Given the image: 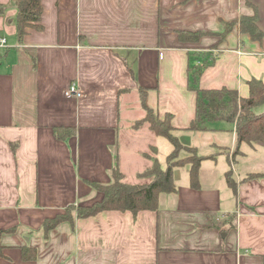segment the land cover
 <instances>
[{"label": "crops", "instance_id": "obj_1", "mask_svg": "<svg viewBox=\"0 0 264 264\" xmlns=\"http://www.w3.org/2000/svg\"><path fill=\"white\" fill-rule=\"evenodd\" d=\"M15 1L0 0L1 34L15 24ZM248 1L264 33V0ZM41 3L42 30L28 28L21 42L0 35V230L15 227L0 235V264H264V142L238 144L235 122L222 119L185 130L196 115L190 64L202 66L199 89L247 98L249 80L264 82V37L251 39L238 23L253 8L246 0ZM182 30L203 35L180 41ZM71 84L79 97L66 95ZM138 86L152 89L148 104L160 117L172 115L180 142L193 136L181 144L203 157L198 187L185 164L174 169L176 193L161 194L156 211L105 210L45 238L46 218L102 198L85 180L109 183L115 159L125 181L148 166L140 152L155 134L146 122L132 126ZM121 121L131 147L119 146ZM56 126L74 134L57 139ZM198 136L215 152L202 153ZM23 250L35 258L24 260Z\"/></svg>", "mask_w": 264, "mask_h": 264}, {"label": "trees", "instance_id": "obj_2", "mask_svg": "<svg viewBox=\"0 0 264 264\" xmlns=\"http://www.w3.org/2000/svg\"><path fill=\"white\" fill-rule=\"evenodd\" d=\"M246 3L253 8V14L241 16L239 29L247 33L253 40H261L264 33L257 25L258 13L257 8L248 0ZM3 6L0 5V14L3 13ZM42 13L41 0H16L15 1V28L16 37L19 42L27 33L28 28L42 30L40 24V16ZM236 22L226 25V29L221 37H224ZM178 39L180 41L196 42L203 35L200 31H178ZM202 72V66L191 65L188 78V86L197 92L196 98V115L190 126L185 130L199 129V124L206 121L222 119L229 122H235V132L238 144L246 142H264V111L256 113V107L264 105V82L262 80L252 78L248 81L249 95L247 98H238L235 90H204L198 88V78ZM138 94L141 98L142 107L145 115L136 120L134 127H138L142 122L148 123L149 129L157 136L165 138L171 145L172 150L165 158V166L162 167L157 159V147L150 146L154 152V156L143 152L145 158L151 159L150 167H147L139 177L145 178L138 183H130L124 180V176L120 171L117 159L111 169V181L109 183H99L95 181L85 180V182L95 191L102 194L99 201L88 205L69 204L64 210L51 218H46L42 225L41 231L45 238L54 227L62 222H69L74 227L76 219L85 218L95 215L105 210L130 211L136 214L141 210L156 211L159 206V198L161 194L176 193V183L174 179V169L185 164H189L190 185L193 188L198 187V171L203 157L199 156L194 148L181 144L176 132L177 128L171 124V114L166 113L163 117L146 102V96L151 88L138 86ZM228 95V98H225ZM221 104L213 109H209V102ZM238 103V104H237ZM226 104L232 105V110L228 113L221 112ZM239 107V108H238ZM209 109V110H208ZM225 109V108H224ZM239 109V111H238ZM73 127L56 126L53 128L54 135L57 139L64 140L74 134ZM191 153L189 156H181V152ZM228 184L235 187V183L231 178L230 172L225 173ZM15 227L0 230L3 232L14 231ZM2 247L0 246V258L3 257ZM35 250H23L22 258L30 260L35 258Z\"/></svg>", "mask_w": 264, "mask_h": 264}, {"label": "rangeland", "instance_id": "obj_3", "mask_svg": "<svg viewBox=\"0 0 264 264\" xmlns=\"http://www.w3.org/2000/svg\"><path fill=\"white\" fill-rule=\"evenodd\" d=\"M0 35H4V37H5V39H8V41H11L13 38H15V36H16V34H15V24H14V22L9 26V27H6V29H4V31H3V34H1V32H0ZM137 94V98L135 97V96H132V101L135 103V108H136V110L138 111V113H137V115H138V118L139 119H141L142 117H144V115H145V110L143 109V107H142V102H141V98H140V96H139V94L138 93H136ZM148 95H149V92H148V94H147V96H146V102H148L149 100H148ZM225 98L227 99L228 98V95H225ZM211 101H213V99L211 100ZM210 101V102H211ZM149 103V102H148ZM238 104V103H237ZM219 105V107H220V103H219V101H217V103L216 102H214L213 101V104L211 103V105H208L209 106V109H213V108H215V107H217ZM225 108V109H224ZM224 108H223V110H222V108H220L221 109V112H226V113H228V112H230L231 110H232V105H230V104H226L225 106H224ZM239 108V107H238ZM208 109V110H209ZM238 111H239V109H238ZM138 120V119H137ZM136 121L134 120V122H133V124H132V126H134V123H135ZM144 122H142L141 124H143ZM141 124H139V126L141 125ZM215 124H221V123H215ZM225 124V123H224ZM229 127L231 126V124L229 123V125H228ZM120 128H122L121 130H120V132H119V146L121 145L122 147H124V148H126V147H131V145H129L130 143H128L127 142V140L125 139V125L124 124H122V121L120 122ZM154 137H155V139L154 140H152V136H150L148 139V143L149 144H147V147L143 150L144 152H146V153H148L149 155H151V156H154V152L152 151V149L150 148V146L151 145H156L157 146V151H158V153H157V159H158V161H159V163L161 164V166L162 167H164L165 166V157L167 156V154L169 153V151L172 149V145L165 139V138H162V137H158V136H156V135H154ZM193 136L191 135L190 136V139L192 138ZM222 138H225V140H226V138L228 139V135H226V136H221ZM195 138H197L198 140H199V144H201L202 145V148H201V152L202 153H209L210 151L212 152V151H214L215 152V149L213 150V149H211L210 147H208V146H206L205 147V145H204V141H207V140H209L210 138L209 137H206V138H202V137H195ZM190 139L189 140H185V139H182L181 138V142L182 143H184V144H186V143H188V141H190ZM211 139H213V137H211ZM126 143H128V146H126ZM141 145V144H140ZM117 148V147H116ZM211 149V150H210ZM217 151V150H216ZM143 152H140V154H141V156L142 157H144L143 156V154H142ZM181 156H183V157H185V156H189V157H191L192 155H191V153H186L185 151L184 152H181ZM222 156V155H221ZM145 158V157H144ZM124 158H122V160H123ZM146 159H148V158H146ZM148 161H149V163H147L146 162V164H148V166H146L144 169H142L141 171H139L138 173H136L134 176H132V174L131 173H128L127 174V178H126V181H128V182H137L138 180L139 181H142V180H144L145 178H142V177H139L138 175L139 174H142L144 171H145V169L147 168V167H150L151 166V163H152V160L151 159H148ZM224 164L225 165H227L228 163H226L225 161H224ZM258 164L259 165H261V166H263L262 164H260L259 162H258ZM114 165V164H113ZM187 167V166H186ZM185 167V168H186ZM184 169V167L183 168H181L180 170L182 171ZM136 177V178H135Z\"/></svg>", "mask_w": 264, "mask_h": 264}, {"label": "built area", "instance_id": "obj_4", "mask_svg": "<svg viewBox=\"0 0 264 264\" xmlns=\"http://www.w3.org/2000/svg\"><path fill=\"white\" fill-rule=\"evenodd\" d=\"M3 44H5V39L2 38L0 39V45ZM66 95L68 97H79L81 95V91L76 84H71L66 90ZM231 167H232L231 169H233V166Z\"/></svg>", "mask_w": 264, "mask_h": 264}, {"label": "water", "instance_id": "obj_5", "mask_svg": "<svg viewBox=\"0 0 264 264\" xmlns=\"http://www.w3.org/2000/svg\"><path fill=\"white\" fill-rule=\"evenodd\" d=\"M211 103L213 104V101H211Z\"/></svg>", "mask_w": 264, "mask_h": 264}]
</instances>
